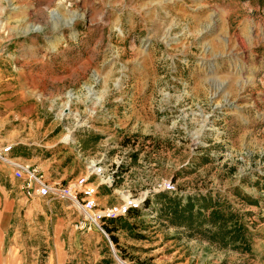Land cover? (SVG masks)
I'll list each match as a JSON object with an SVG mask.
<instances>
[{
    "label": "rangeland",
    "instance_id": "rangeland-1",
    "mask_svg": "<svg viewBox=\"0 0 264 264\" xmlns=\"http://www.w3.org/2000/svg\"><path fill=\"white\" fill-rule=\"evenodd\" d=\"M8 147L49 185L94 190L89 212L29 197L0 158V197L24 205L11 254L49 233L31 257L46 264L61 229L67 264H264V0H0ZM192 199L200 220L170 219ZM123 205L138 210L96 215ZM235 224L246 242L223 244Z\"/></svg>",
    "mask_w": 264,
    "mask_h": 264
},
{
    "label": "built area",
    "instance_id": "built-area-1",
    "mask_svg": "<svg viewBox=\"0 0 264 264\" xmlns=\"http://www.w3.org/2000/svg\"><path fill=\"white\" fill-rule=\"evenodd\" d=\"M10 149L11 147H8L5 149L4 153L0 152V158L6 159V161L9 162L14 170L15 178L19 180H26V184L23 186V188L25 189L29 197L50 196L64 201L71 200L82 206L86 212L90 211H88L87 206H83L78 199L80 196L82 197L83 193L91 195L93 194L94 190L88 188L87 184H84L83 182H74L69 184L67 188H60L53 185L51 186L46 183L45 176L42 175L38 166H33L27 163H18L16 161H12L11 159L5 158V154H7V151H10ZM130 206H115V208L105 207L103 209H100L97 212L98 214L96 215L104 220L115 219V217H119L126 213L128 210H130V208H138V206ZM97 216L95 218L94 216H90V218L95 222L97 226H99L104 231V229L96 219ZM86 226H88L87 222H84V224L82 223L81 228H84ZM89 229H91V227H89Z\"/></svg>",
    "mask_w": 264,
    "mask_h": 264
},
{
    "label": "crops",
    "instance_id": "crops-1",
    "mask_svg": "<svg viewBox=\"0 0 264 264\" xmlns=\"http://www.w3.org/2000/svg\"><path fill=\"white\" fill-rule=\"evenodd\" d=\"M24 205L23 202H21L18 199H11V198H5L0 197V264H38V261H35L31 257L36 255L38 253V246L42 243H40L41 239L49 238V233L47 235H38L37 238H39V242L35 243L37 244L35 247L32 248L31 252L27 254L24 250L20 251L19 255L11 254V250H6V242H7V231L9 229L8 225H10V222L15 217L14 213H16V218L21 215L22 209ZM61 217H58V222H61ZM43 234H46V232H42ZM63 231L61 229L56 231L54 230L53 237V248L51 250V257H47L49 260L46 262V264H67V242L66 240H63L61 238ZM100 234L98 232H93V237H99ZM27 260H30L28 262Z\"/></svg>",
    "mask_w": 264,
    "mask_h": 264
},
{
    "label": "trees",
    "instance_id": "trees-1",
    "mask_svg": "<svg viewBox=\"0 0 264 264\" xmlns=\"http://www.w3.org/2000/svg\"><path fill=\"white\" fill-rule=\"evenodd\" d=\"M206 198H203L202 201L205 203L202 206L204 208H207L208 203L205 202ZM203 207L196 208V203H194V200H188L186 204H181L179 201L176 203H173L172 206L169 207V210L167 213L170 216V219L172 220H179L181 223H190V226H192L195 222V218L200 220L201 217L204 216ZM132 210H138V208H132ZM228 215L224 211H221L219 209H213L211 213L209 214L208 218L213 222V224L220 225L221 228L227 226ZM111 232V231H109ZM112 239L115 241L116 237H112ZM246 242L245 235L243 233V226L241 224H235L233 226V232L232 236L225 238L223 241V244L227 245L231 242L236 241Z\"/></svg>",
    "mask_w": 264,
    "mask_h": 264
}]
</instances>
